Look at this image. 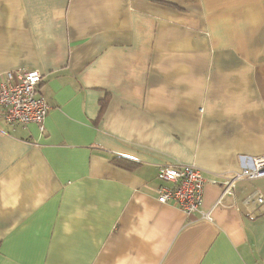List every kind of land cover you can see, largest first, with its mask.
<instances>
[{
  "label": "crops",
  "instance_id": "0c3cea01",
  "mask_svg": "<svg viewBox=\"0 0 264 264\" xmlns=\"http://www.w3.org/2000/svg\"><path fill=\"white\" fill-rule=\"evenodd\" d=\"M14 70L50 111L0 117V264H264V178L212 182L264 156V0H0ZM182 165L190 215L158 201Z\"/></svg>",
  "mask_w": 264,
  "mask_h": 264
},
{
  "label": "built area",
  "instance_id": "2783aa9c",
  "mask_svg": "<svg viewBox=\"0 0 264 264\" xmlns=\"http://www.w3.org/2000/svg\"><path fill=\"white\" fill-rule=\"evenodd\" d=\"M39 70H14L0 76V117L8 123L21 125H43L50 105L39 95L42 82ZM241 171L233 177H225L222 181L213 180L222 186L223 195L233 194L235 181L264 178V156L240 157ZM158 178L163 185L159 187L158 201L162 204L172 203L188 215L202 209L206 179L202 170L195 165L162 166ZM261 204V195H251L247 203Z\"/></svg>",
  "mask_w": 264,
  "mask_h": 264
},
{
  "label": "trees",
  "instance_id": "16d2710c",
  "mask_svg": "<svg viewBox=\"0 0 264 264\" xmlns=\"http://www.w3.org/2000/svg\"><path fill=\"white\" fill-rule=\"evenodd\" d=\"M118 159V158H115V160Z\"/></svg>",
  "mask_w": 264,
  "mask_h": 264
}]
</instances>
